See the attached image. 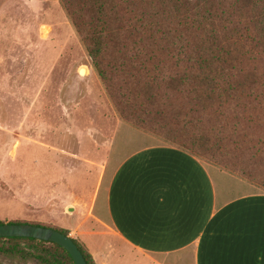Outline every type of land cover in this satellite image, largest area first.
Listing matches in <instances>:
<instances>
[{"label":"trees","instance_id":"1","mask_svg":"<svg viewBox=\"0 0 264 264\" xmlns=\"http://www.w3.org/2000/svg\"><path fill=\"white\" fill-rule=\"evenodd\" d=\"M61 2L121 117L264 187V171L246 164L264 167V0ZM0 254L75 264L33 237H0Z\"/></svg>","mask_w":264,"mask_h":264},{"label":"rangeland","instance_id":"2","mask_svg":"<svg viewBox=\"0 0 264 264\" xmlns=\"http://www.w3.org/2000/svg\"><path fill=\"white\" fill-rule=\"evenodd\" d=\"M140 134L172 145L120 116L61 0H0V221L67 229L78 241L67 207L77 212L106 177L112 136L114 154L140 145ZM206 153L217 188L241 178L264 192ZM0 264L21 263L0 254Z\"/></svg>","mask_w":264,"mask_h":264},{"label":"crops","instance_id":"3","mask_svg":"<svg viewBox=\"0 0 264 264\" xmlns=\"http://www.w3.org/2000/svg\"><path fill=\"white\" fill-rule=\"evenodd\" d=\"M137 138L113 154L112 136L106 177L65 216L96 264H264V192L217 188L208 162Z\"/></svg>","mask_w":264,"mask_h":264},{"label":"water","instance_id":"4","mask_svg":"<svg viewBox=\"0 0 264 264\" xmlns=\"http://www.w3.org/2000/svg\"><path fill=\"white\" fill-rule=\"evenodd\" d=\"M80 73L83 74L82 68L80 69ZM74 209V206H69L67 208L68 211H73ZM15 236L33 237L55 242L67 250L75 264H87L81 250L73 241V238L60 230L29 222L0 223V237Z\"/></svg>","mask_w":264,"mask_h":264},{"label":"bare ground","instance_id":"5","mask_svg":"<svg viewBox=\"0 0 264 264\" xmlns=\"http://www.w3.org/2000/svg\"><path fill=\"white\" fill-rule=\"evenodd\" d=\"M82 72H84V69H82Z\"/></svg>","mask_w":264,"mask_h":264}]
</instances>
